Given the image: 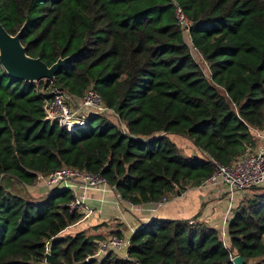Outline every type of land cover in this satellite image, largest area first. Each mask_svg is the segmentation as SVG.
Here are the masks:
<instances>
[{
    "label": "trees",
    "instance_id": "1",
    "mask_svg": "<svg viewBox=\"0 0 264 264\" xmlns=\"http://www.w3.org/2000/svg\"><path fill=\"white\" fill-rule=\"evenodd\" d=\"M0 21L12 35L27 23V54L48 66L72 56L55 86L77 97L93 87L128 129L123 135L105 117L75 132L46 122L38 88L0 65V178L32 186L38 174L71 166L103 176L123 200L149 204L200 186L213 174L206 155L231 165L253 143L251 128L264 126V0H0ZM169 134L189 137L205 157L181 155ZM73 200L70 189L29 199L0 185V264H80L94 255L92 238L68 232L82 220L67 207ZM195 220L151 221L129 255L141 264L264 258V187L235 207L225 243ZM85 264L128 261L111 252Z\"/></svg>",
    "mask_w": 264,
    "mask_h": 264
},
{
    "label": "built area",
    "instance_id": "2",
    "mask_svg": "<svg viewBox=\"0 0 264 264\" xmlns=\"http://www.w3.org/2000/svg\"><path fill=\"white\" fill-rule=\"evenodd\" d=\"M176 16L181 25L191 52H197L191 38L192 21L185 14L183 9L176 4ZM202 57V56H201ZM203 58V57H202ZM42 85L34 84L39 92L44 96L45 121L58 126L68 132H75L84 128L91 119L105 117L113 119L116 127L123 135H128V129L119 115L108 107L101 94L93 87L88 88L81 97L68 93L66 90L55 86L54 80H42ZM256 145L246 144L244 153L237 158L231 165H224L215 158L206 155L207 161L213 167V174L204 180L199 188L220 192L229 200V207L224 219L223 228L220 230L221 240L225 243L227 240V225L232 216L236 199L243 192L256 188L264 187V126L263 128H251ZM155 137L146 139L153 140ZM145 140V139H144ZM46 188L55 189L64 186V189L73 191L74 200L67 205L71 212L81 214L88 213L85 192L88 190H98L99 192H116L114 186H110L106 179L93 174L87 170L64 166L49 174H38L36 182ZM84 193H79L78 190ZM169 197H164L158 202L149 204L135 205L130 202L133 210L150 218L161 207L167 204ZM148 221V219H147ZM148 222L143 223L138 229H132L134 235L137 230L144 228ZM97 250L94 255L89 256L85 261L102 260L107 254L120 253L128 264H141L138 260L129 255L131 239H126L117 235L110 236L107 239L96 243ZM49 255V249L46 250ZM235 256L232 257V259ZM47 260V259H46Z\"/></svg>",
    "mask_w": 264,
    "mask_h": 264
},
{
    "label": "crops",
    "instance_id": "3",
    "mask_svg": "<svg viewBox=\"0 0 264 264\" xmlns=\"http://www.w3.org/2000/svg\"><path fill=\"white\" fill-rule=\"evenodd\" d=\"M252 144L256 145V142L253 141ZM181 146L191 156H196L199 152L201 153L193 141H184L181 143ZM11 182H15L19 187L17 189L18 194L29 199H40L47 196L53 190L60 191L64 189V186L48 189L37 183L32 186H26L8 175L0 178V185L5 186L9 191L15 192L12 190ZM78 192L84 193L81 189ZM247 192L249 191L243 192L236 199L235 207L245 198ZM85 195L89 211L68 232L73 234L84 232L95 243L113 235L132 239V229H138L145 222L150 223L153 220L162 219L191 221L195 218L196 222H201L220 231L223 228L224 219L229 207V200L225 195L217 191L202 190L199 186H191L181 192V195H171L167 204L161 207L150 218H146L145 215H141L139 212L133 210L130 202L123 200L117 192L109 191L102 193L98 190H88L85 192ZM116 254L122 256L120 253ZM263 259L256 258L252 260L260 261Z\"/></svg>",
    "mask_w": 264,
    "mask_h": 264
},
{
    "label": "water",
    "instance_id": "4",
    "mask_svg": "<svg viewBox=\"0 0 264 264\" xmlns=\"http://www.w3.org/2000/svg\"><path fill=\"white\" fill-rule=\"evenodd\" d=\"M26 28L27 23L16 35H12L0 21V65L7 75L17 82L36 84L42 80H55L57 74L66 66L72 56L59 58L52 66H48L41 58L29 56L22 43ZM177 194L181 195V191L177 190ZM47 262L51 263L50 254L47 255ZM232 262L247 264L246 259L240 255H236Z\"/></svg>",
    "mask_w": 264,
    "mask_h": 264
},
{
    "label": "rangeland",
    "instance_id": "5",
    "mask_svg": "<svg viewBox=\"0 0 264 264\" xmlns=\"http://www.w3.org/2000/svg\"><path fill=\"white\" fill-rule=\"evenodd\" d=\"M185 39H186V42H188V39L186 37H185ZM193 56L196 59V61L201 65V67L203 68V70L205 71V73L207 75H209V70H208L207 64L203 60V58L197 52H195V51H193ZM168 137H169V139L171 141H173L177 145V147H178L179 152H180L181 155H183L185 157H191V154L181 146V143L184 142V141L192 142V140L189 137L182 136V135H177V134H169ZM203 155L204 154H202V153L199 152L196 156H199L201 158H204L205 156H203ZM11 185H12L11 186L12 187V190H14L15 192L18 193L17 189L19 187L17 186V184L15 182H11ZM262 189H263V187L262 188H256V189L250 190L245 195V199H248V198L252 197L257 191H260ZM247 264H264V259L263 260H260V261H256V260L248 261Z\"/></svg>",
    "mask_w": 264,
    "mask_h": 264
}]
</instances>
